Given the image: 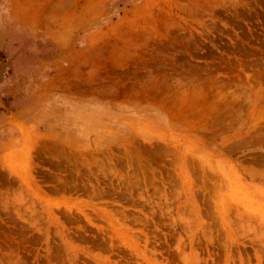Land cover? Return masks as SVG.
<instances>
[{
    "label": "rangeland",
    "instance_id": "obj_1",
    "mask_svg": "<svg viewBox=\"0 0 264 264\" xmlns=\"http://www.w3.org/2000/svg\"><path fill=\"white\" fill-rule=\"evenodd\" d=\"M262 96L264 0H0V264H264Z\"/></svg>",
    "mask_w": 264,
    "mask_h": 264
},
{
    "label": "bare ground",
    "instance_id": "obj_2",
    "mask_svg": "<svg viewBox=\"0 0 264 264\" xmlns=\"http://www.w3.org/2000/svg\"><path fill=\"white\" fill-rule=\"evenodd\" d=\"M194 88H195V87H194ZM217 96H218V95H217ZM217 96H216V97H217ZM217 98H218V97H217ZM262 98H264V97L262 96ZM197 100H198V99H197ZM176 101H177V100H176ZM219 101H220V100H219ZM213 112H214V111H213ZM186 113H188V112H186ZM186 113H185V114H186ZM211 113H212V111H211ZM225 113H226V112H225ZM215 115H216V114H215ZM203 122H204V121H203ZM189 124H190V123H189ZM190 125H191V124H190ZM205 126H206V125H205ZM208 129H209V128H208Z\"/></svg>",
    "mask_w": 264,
    "mask_h": 264
}]
</instances>
